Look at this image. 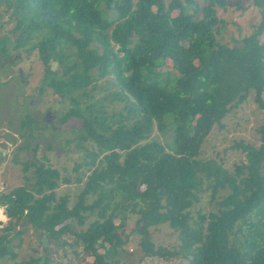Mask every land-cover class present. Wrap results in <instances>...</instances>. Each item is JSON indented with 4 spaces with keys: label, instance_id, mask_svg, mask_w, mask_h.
<instances>
[{
    "label": "trees",
    "instance_id": "1",
    "mask_svg": "<svg viewBox=\"0 0 264 264\" xmlns=\"http://www.w3.org/2000/svg\"><path fill=\"white\" fill-rule=\"evenodd\" d=\"M241 1L0 0V20L8 17L0 29L12 25L0 34V59L36 53L35 90L63 108L59 124L73 122L65 142L84 150L73 202L56 194L70 181L58 169L20 162L23 184L0 194L8 219L0 264H41V256L16 261L27 225L56 248L42 264H73L80 253L91 264H124L130 235L147 257L264 264V121L257 146H231L244 156L233 170L200 156L213 127L249 96L264 110V0H253L262 16L253 33L232 46L216 39L217 9ZM39 122L25 113L19 136L36 138ZM205 191L216 208L194 218ZM162 225L176 245L155 244L152 229ZM67 248L73 258L63 261Z\"/></svg>",
    "mask_w": 264,
    "mask_h": 264
},
{
    "label": "rangeland",
    "instance_id": "2",
    "mask_svg": "<svg viewBox=\"0 0 264 264\" xmlns=\"http://www.w3.org/2000/svg\"><path fill=\"white\" fill-rule=\"evenodd\" d=\"M168 3L170 0H164ZM217 16L220 19L216 28V39L229 46L235 45L242 37L247 36L257 29L261 22V10L254 4L253 0H242L240 7L228 6L225 9H217ZM8 19L7 15L1 17V23ZM0 34L7 32L12 27L11 24L1 25ZM260 41H264V31L259 36ZM15 53H13L14 55ZM16 55V54H15ZM41 65L35 52L29 56H18L0 59V194L7 193L24 182L23 161L38 160L45 162L53 168L59 170L61 178H67L69 182L59 181L56 194L68 195L70 202H73L76 195L83 187V182L75 181L77 176L82 175L83 170H74L75 165L81 162L84 150L78 148L74 143L66 144V139L70 138V130L73 122L59 124V119L63 108L60 105L53 106L51 95H39L35 90L38 84ZM264 99V93H263ZM25 113L38 119L39 127L44 130L37 132L36 138H21L20 133L25 134L28 129H20L21 119ZM264 121V110L259 109L252 96L235 110L229 112L223 119V127L214 126L211 133L202 144L200 156L203 158H214L222 163V166L233 170L235 164L244 160L242 152L231 148L236 142L250 143L255 146L259 144V134L257 128ZM46 123L53 124L57 129V136H53ZM158 138L159 133L155 132ZM28 144L26 150H19L20 146ZM17 154V162L12 158ZM44 158V159H43ZM32 168L25 173L30 175ZM210 192L205 191L201 195V201L191 209V214L196 217V210L203 212L213 211L215 203L209 202ZM0 233L1 228L8 219L4 214V208L0 206ZM3 216V217H2ZM2 217V218H1ZM133 223L128 222L126 232H130ZM152 235L156 245L171 247L177 244L175 232L167 225L158 226L152 229ZM45 237V236H44ZM42 236L27 225L26 231L22 235L21 247L16 250L17 262L26 260L31 256L43 258L48 249L53 252V247L46 238L45 245L41 243ZM67 238V237H66ZM129 244L126 246L127 254L122 257L124 264H184L183 260H164L154 257L144 256L142 251L135 245L136 237L130 235ZM54 253V252H53ZM51 254L54 258L56 254ZM63 251L59 250L57 256L61 258ZM73 258L70 249L67 248V256L61 258L66 261ZM92 258L80 253L79 258L73 260V264H91ZM3 264H16L6 262Z\"/></svg>",
    "mask_w": 264,
    "mask_h": 264
},
{
    "label": "water",
    "instance_id": "3",
    "mask_svg": "<svg viewBox=\"0 0 264 264\" xmlns=\"http://www.w3.org/2000/svg\"><path fill=\"white\" fill-rule=\"evenodd\" d=\"M0 155H1V152H0ZM0 224H1V221H0ZM45 242H46V238H45L44 236H42V238H41V243H42V246H44V245H45ZM40 263H41V264L43 263V258H41V261H40Z\"/></svg>",
    "mask_w": 264,
    "mask_h": 264
},
{
    "label": "flooded vegetation",
    "instance_id": "4",
    "mask_svg": "<svg viewBox=\"0 0 264 264\" xmlns=\"http://www.w3.org/2000/svg\"><path fill=\"white\" fill-rule=\"evenodd\" d=\"M1 152V154H2V151H0Z\"/></svg>",
    "mask_w": 264,
    "mask_h": 264
}]
</instances>
